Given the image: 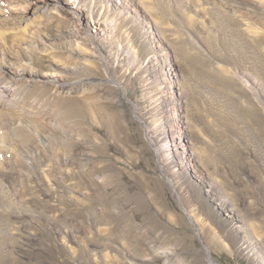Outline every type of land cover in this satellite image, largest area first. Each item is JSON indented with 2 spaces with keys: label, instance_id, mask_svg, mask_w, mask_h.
I'll use <instances>...</instances> for the list:
<instances>
[{
  "label": "rangeland",
  "instance_id": "1",
  "mask_svg": "<svg viewBox=\"0 0 264 264\" xmlns=\"http://www.w3.org/2000/svg\"><path fill=\"white\" fill-rule=\"evenodd\" d=\"M148 1L154 2H151L153 4L149 11L155 15L157 24L163 32L166 30L164 34H174L176 35L172 36L174 39L177 37L175 40L172 39L173 49L177 50L176 53L174 51L177 54L174 59L175 69L169 71V75L175 77L176 74L183 72L186 77L187 92L189 91L187 111L191 122L194 117L206 131L209 139L204 141L202 148H207L209 154L206 158H209H205L204 165L199 162L190 150L184 134L183 142L181 141V147L185 144V149L182 147L184 152L182 153L181 147L175 149L178 130L173 127L176 123L166 118L165 101L158 115L161 116V124L165 127L164 139L169 143L173 154V163L165 172L169 170L174 173L172 176L174 188L169 186L168 182L160 185L163 179L159 164L143 134L142 121L135 117L131 103V101L137 103L140 118L146 120L151 117L147 97L149 93H145L150 89L144 84V79L150 74H134V67L144 61L143 56L147 58L150 56L149 40L139 34L142 24L141 19L137 20L139 8L136 7L122 23L127 22L126 32L133 37L131 39L136 48L138 45L136 59L133 60L135 57L131 56L123 62L124 66H113L109 60L110 70H105L95 46H99L106 55L110 44L105 42L104 45L103 42L94 40L82 25L77 26L74 32V42H77L73 54L75 57L69 58V52L63 48H58L57 56L58 61L62 65L64 63L61 68L68 65L70 69L66 73L61 69L63 74H66L65 81L73 83L58 87L57 92L60 94L50 103L46 95L54 84L43 85L38 80L41 75H34L37 82L33 84H37L36 88L41 89L45 95L43 98L46 100H42L40 104L41 106L44 104L42 113L46 121L42 123L43 126H39L40 123L35 124L33 122L35 118L29 115L31 109L27 106L26 113L29 116L26 115V126L23 128L17 122H12L14 123L10 129L12 135L9 134L11 136L8 137L14 143L10 142L8 153L13 152L12 154L10 152L11 157L8 154L9 165L5 170L15 175L13 178H6V182L12 183L17 201L13 202L11 194L8 198V195L0 193V252L4 250V253L0 254V264H168L164 263V257L158 255L156 249L163 245H176L174 241L179 238L183 239L180 244L182 246L175 251L181 252L188 261L187 264H209L203 242L208 244L212 242L209 244L211 257L220 264H264V234L263 238H257L252 230L260 225L264 233V96L261 95L264 91H261L262 83L257 72H261V68L264 69V48L262 50L259 47L261 43L264 46V0H231L232 3L229 2L230 5L226 6L229 7L230 13L218 12L219 7L206 8L207 10L201 11V17L206 15L204 18L208 19L203 25L200 22L201 18L194 20L185 15L183 17L185 8L178 6L182 10L178 11L176 3L173 8L164 0ZM121 2L127 4V8L131 7L130 0ZM223 2L224 0L222 5ZM45 3L50 2L45 0L42 4ZM51 8L50 5L44 6L45 11ZM43 10L40 12L42 16L46 14ZM62 10L67 11L64 5ZM62 10L58 14L61 21L50 20L51 16L48 14L43 16L46 28L42 26L41 37L29 40L33 45L39 46L36 49L41 51L42 65L36 66V71L42 68L41 72L42 70L48 72V69H45L46 54L49 51L53 52L51 50L54 47L56 49V45L63 46L70 41L63 33L64 27L72 24L71 15ZM5 15L1 13L0 20L1 17L4 20H1L0 27L9 28V31L14 27L13 30H16L18 25ZM243 18L250 22L251 29L258 31V36H247L243 30H239L244 27L241 25ZM131 21L135 23L134 28L129 25ZM50 26L57 27L58 34L50 30ZM180 29L183 36L185 35L183 38L178 34ZM186 30L193 33V41L192 38L191 42L187 40ZM112 40L113 45L126 43L121 36L119 40L118 38ZM152 43L154 47L150 50L159 53L156 40L153 39ZM16 45L18 48L21 47L19 43ZM201 46L221 57L233 53L230 61L233 62L234 70L247 72L254 83L251 91H248L251 96L245 94L234 83V86L228 84V80L224 81L225 78L220 74L214 73L209 62L199 55L200 52L207 55ZM31 47L27 50L21 47V50L27 51L29 58L36 65L38 62L35 51ZM79 48L87 51L86 57H81ZM3 56V54L0 56V64L4 67L3 74L5 73L7 77L21 76L22 73L15 72V67H11L9 62L1 61ZM68 61L74 64H67ZM27 64L26 59L22 67H28L29 72L40 73L30 70L31 66ZM211 70L215 75H211ZM212 76H217L216 79L223 81L219 80L216 83ZM81 77L89 79L80 82ZM118 80L125 83L126 95L130 101L124 97L123 89L117 85ZM83 88L92 91L85 95ZM177 91L180 92L176 87L172 93L179 98ZM82 95L89 97L93 110L91 108L87 111L84 109L86 107L81 105ZM53 104L55 105L52 106ZM95 106L101 108L104 114L96 110L94 112ZM49 107L54 108L52 110ZM57 109L59 110L54 111ZM106 113L109 120L105 116ZM16 114L17 111L14 115ZM48 118H60L57 122L59 125L52 124ZM12 147L15 149L12 150ZM142 181L149 182L157 192L161 204L164 205L161 210L156 201H153L149 187ZM174 190L180 196L183 206L189 211L195 210L196 215H199L198 222L195 218L191 220L186 217L173 197ZM204 223H209L216 229L230 250L221 249L210 240ZM200 225L205 227L203 232ZM168 255V259L173 261V256Z\"/></svg>",
  "mask_w": 264,
  "mask_h": 264
},
{
  "label": "bare ground",
  "instance_id": "2",
  "mask_svg": "<svg viewBox=\"0 0 264 264\" xmlns=\"http://www.w3.org/2000/svg\"><path fill=\"white\" fill-rule=\"evenodd\" d=\"M43 1H45V0H0V16H1V13L4 14V15L6 14L5 16L7 17V19L9 18L13 23L18 25V28L16 30H13L14 27H12V30L10 29V31L8 30L9 28L6 29L4 27L3 28L0 27V56L2 54L4 55L1 58V61L3 63H8L9 62L11 67H15V72H19V73L21 72L22 73V75L19 74L21 76L7 77V76H5V73L3 74L2 71H3L4 67L0 64V193H3V195L4 194L8 195V198H10L12 196L11 198L14 200L13 201L14 203H15V201H17V199L15 198V196L13 194V190H12L13 185H12V183L9 182L10 184H8L6 182V178L10 179V178H13L15 175L13 176V174H11V172H8V170H5L7 168V166L9 165V160L7 159L8 158V154L10 156V152H11V154L13 152V151H9V153H8V149L10 148L9 147L10 146V142H12V140L10 141L11 138H9L12 135L11 134L12 131L10 130L12 128V125L15 122H17V124L21 125V127H23V128H24V126H26L25 124L27 123L26 122V115H27L26 107L27 106L31 109L29 115L31 117L35 118V120L33 122L35 124L40 123V125L38 124L39 126H41V125L43 126L44 125V124H42V123H44V120H45V118L43 116V113H42V106L44 104L41 106L40 102L42 100L45 101L46 99L43 98V97H45V95L43 94V91H41V89H37L36 88L37 84H33L34 82H37V81H35L36 78H34L33 76L36 75V74L37 75H41L40 79H38V80L43 85L44 84H48V83L49 84H51V83L54 84L51 88H49L50 92L46 95V96H48L47 101L50 102V103L54 102L56 100V98H57V95L60 94V93L57 92L58 87H60V86H68V85L73 83V82L68 83V82L65 81L64 77H66V74H63V71L61 69H63L65 73H66V71H69L70 69L67 67L68 65L65 66L64 68H61V66H63L64 63L62 65L58 61L57 56H59L58 48H63L67 52H69V58L73 59L75 57L73 54H74V51H75V49L77 47V42L76 43L74 42V39H75V33L74 32H75V28L77 26H79V25H82L83 28L91 34V36H92V38L94 40L101 41V42L104 43V45H105V42L108 43V45L110 44L106 55L102 53L101 48L99 46H97V45L95 46L96 52H97L98 57L100 59V63L102 64V66H103V68L105 70H110L109 60H111V62L113 63V66L114 65H122V66H124L123 62H125L126 59L131 58V56L135 57L138 54V50H137L138 45H137V48H136L135 44H133L132 39H131L133 37H131V35H129V33L126 32V24H127V22L125 24H122V23H124L126 21L128 15L131 14L132 11L136 10V7L139 8L138 9L139 13H137V20H139V19L142 20V24H141V27H140L139 34H141V36L144 39L147 38L149 40V48L150 49L152 47H154L152 42H153V39H155L156 42H157L159 53H153L152 50L149 49L148 51L150 53V56L148 58H147V56H143L144 57V61L143 62H139L134 67V70H135L134 74H137V73L138 74L144 73L145 75H146V73H147V75L150 74V76L148 78L144 79V84H145L146 88H149L150 91L152 90V92H150V91L149 92H145V93H149V95L147 97L149 99V103H148L149 105L148 106H150L149 107V114H150L151 117L146 119V120H143L142 118H140L139 114L137 113V108H138L137 107V103L133 102V101H131V103H132V106H133V109H134L135 117L142 121L143 134H144L145 139L147 140V142L150 144V146H151V148L153 150V153L156 156V160H157V162L159 164V167H160V170H161V174H162V179H163L160 185L163 186L165 184L164 182H168L170 184L169 186L174 188V185H173V183H174L173 179L174 178L172 177L174 175V173L169 171V170L167 172H165L166 169L170 168L172 163H173V161H172V155L173 154L171 153V148H169L170 147L169 143L164 139L165 127L161 124V122H162L161 116L158 115V112L163 108V105H164L165 101H167V104L165 105L166 118H169L174 123H176V124L173 125V127L176 129V131L178 130V132H177L178 136H176V142L174 144L175 149H180L181 141L183 142L182 138H184V136H186L187 137V144L189 145L190 150L194 154V157L197 158V160L199 162L201 161L203 163V165H204L205 164L204 160H205L206 156L209 153H207L208 151H206L207 148H202V146H203L204 141L205 140L208 141L209 138L207 137V134H206V131L204 130V127L202 129V127H201V125H200L198 120L196 121L194 119V117H192V122L190 120V114L187 111V108H188L187 105L189 104V102H188L189 100H188L187 94H188L189 91L187 92V88H188L187 87V80H186V77H185L184 73L181 72L180 74H176L175 77H170V75H169V71H172V70L175 69V60L174 59H175V56H177V54H175L177 50L173 49V40L172 39H174V37L176 35L175 36H174V34L165 35L164 32L166 30H164V32H163V30L159 27V25L157 24L155 15H153V13L151 14L150 11H149L150 6L154 2L153 1H151L153 3H151L150 1L147 2V0H130V2H131L130 6L131 7L127 8V4H124L123 2H121V0H49L50 3L42 4ZM164 1L168 2L170 6L172 5L173 8H174V3L177 4V7L181 6L182 8H185V13L184 14L182 13L183 17L185 15V16H187V18H194V20H199V18H201L200 22L203 25V24H205V22L208 19L206 20V18H204V16H206V15L201 17V11L202 10H207V9H210L211 7H219L220 10L218 12L225 13V11H226L227 13H230L229 7H226V6L230 5L229 2L232 3L233 0L232 1L231 0H224V2H223L224 5H222V0H180V1H177V0H164ZM155 3H157V2H155ZM168 3H166V4H168ZM255 4H256V2H255ZM49 5L52 6V8L49 9V10L46 9V11H45L44 6L48 7ZM63 5H64V8L67 11L62 10ZM172 7L170 8V10L172 9ZM177 9H178V11H182L181 8L179 9V7ZM42 10H43V13H46V14L50 15L51 19L50 18H48V19L53 20V21H56V20L57 21H61V20L58 19V14L61 13V10L66 12L67 14H70L71 15V19H72V22H71L72 24L68 25V26L66 25V27H64L65 30H64V33H63V34H65V36L67 38H70V41H68L66 45L64 43L63 46H61V45L57 46L55 43H53L54 45H56V49L54 47L53 50H51L53 52L49 51L50 53L48 52V54H46L47 67L45 69H48V72H43V70L41 72L42 68L41 69L38 68L39 71L35 70V68H37L36 66H41L42 65V64H40V60L42 58L40 56L41 55L40 54L41 51L39 52L36 49V47H39V46H35V45H33V43L29 42V40H31L30 38H33V37H38L39 38V37H41V34H42L41 28L45 27V25H46L44 23V20H42L44 18L43 16H45L46 14L42 16V14L40 13ZM168 10H169V8H168ZM165 11H166V9H165ZM223 13H222V15H223ZM175 14H176V12H175ZM160 16H161V14H160ZM178 17H181V16L178 15ZM240 17H238V19H240ZM2 19H3V17H1V20ZM1 20H0V22H1ZM46 20H47V16H46ZM46 20H45V22H46ZM178 21H179V19H178ZM242 21H243V23H241V25L243 24L244 27H242V29H239V30H243L244 35H247V36L252 35L251 37H254V35L258 36V34H257L258 31L256 32L255 30L251 29L250 22H248V20L245 21V19L243 18ZM179 23L177 25H179ZM7 24H8V22H7ZM236 24H237V22H236ZM238 24H240V21H239ZM129 25H130L131 28L135 27V23L132 22V21L129 23ZM171 25H174V24H171ZM191 25H192V23H191ZM210 25H211V23H210ZM226 25H230V24H226ZM192 27H194V26H192ZM48 28L49 27H47V29ZM173 28L177 29L178 27H173ZM208 28H210V27H208ZM181 29L179 30L178 34L180 35V37L183 38V37H185V35L183 36V31ZM184 29H186V28H184ZM43 30L45 31V29H43ZM50 30H52L53 32L57 33V27H55V26H52V27L50 26ZM186 31H187L186 32L187 40L191 42V38H192V41H193V36H194V35L192 36L193 33H191L188 30H186ZM238 32H240V31H238ZM60 35H62V34H60ZM120 36H121V39L124 42H126V43H124L123 45H120V43H118L117 45L111 44V43H113V40H112L113 38H118V40H119ZM172 36H174V37L172 38ZM238 36H240V35H238ZM244 37H246V36H244ZM244 40L246 42L245 38H244ZM17 41H18L19 45L22 48H24L25 50H27L28 48H30L32 46L31 48L34 49L35 56H36V61L38 62L36 65H34V63L32 62V59L29 58V55H28L27 51L25 52L24 50H21V47L20 48L17 47V45H16V44H18V43H16ZM210 41H211V39H210ZM247 41H249V40H247ZM179 42H181V40ZM194 42L192 43V46H193ZM195 43H197V42H195ZM259 43H261V42H259ZM121 44H122V42H121ZM52 45H51V47H52ZM74 45H75V47H73ZM196 45H199V44H196ZM250 45H252V44H250ZM243 46H244V44H243ZM189 47H190V45H189ZM259 47H261L262 50H263V48H264L263 43H261L259 45ZM43 48H45V47H43ZM196 48H198V46ZM201 49H202L203 52H206L207 55H205V54H203L201 52H200L199 55L209 62V64L212 66V67L211 66L210 67H211V69L213 70L214 73L220 74L223 78H225L224 81L228 80V84L231 83V85H233V83H234V85L238 86L240 88V90L244 91L245 94H247L248 96H251L249 94L250 92H248V91H251L252 85H254V83L252 82L251 77L249 78L250 75L247 74V72H245V73L243 72L242 73L241 71L234 70V68L232 66L233 62L231 63L232 60L230 61V59L233 57V55H232L233 53L232 54L230 53L226 57H221L217 53L213 54L212 52H209V51L205 50L204 47H202V46H201ZM211 49H212V47H211ZM174 51H175V53H174ZM253 51H254V49H253ZM79 52H80L81 57H86V54H88L87 51L85 49H82V48H79ZM65 57H66V55H65ZM26 59H27V62H28L27 66H31V67L33 66L32 68L30 67V70H33V71H36V72H40V73L29 72V70H28L29 68L28 67L27 68L26 67H22V66H24L22 64H24V61ZM135 59H136V57L133 58V60H135ZM177 59H178V57H177ZM84 63H85V61H84ZM67 64L73 65L74 63L72 61H68ZM244 64H246V62ZM81 65L83 66V64H81ZM263 66H264V64H263ZM261 67L262 66H260V68ZM260 68H258V69H260ZM182 70H184V69H182ZM212 70L210 72L211 75L213 74ZM241 70H243V69H241ZM260 71L261 72L257 71L258 75H259L258 79L262 83V86H260L261 91H264V69L261 68ZM126 72H127V70H126ZM123 74H125V73L123 72ZM213 75H215V74H213ZM204 76L207 77V75H204ZM212 77L215 79L216 83H218L217 81H219V80L221 81L222 80V79H219V78L216 79L217 76L216 77L212 76ZM87 79H89V78H87ZM87 79H86V77H81L80 78V82L87 81ZM59 81H61V82H59ZM118 81L119 82H116V83H117L118 86H120L123 89L124 97L127 98L130 101L131 99H129L128 96L126 95L125 83H123L120 80H118ZM254 81H255V78H254ZM257 84H258V82H257ZM188 85H189V82H188ZM220 85H222V84H220ZM176 87L180 90V92L177 91L178 95H179V98H177L178 96L176 94L174 95L172 93L173 89L176 88ZM83 91H84L83 93L85 94L88 91H92V89H88L87 88V90H86V89L83 88ZM85 95H87V94H85ZM85 95H82L83 100H80L81 101V105L86 107V108H84L85 110L90 111L91 108H92L91 107L92 104L89 103L90 102L89 101V97H87ZM261 95L264 96V94H261ZM252 96L255 99V95L253 94ZM62 98H63V96H62ZM183 98H184V100H183ZM63 101H64V99H63ZM80 101H79V103H80ZM59 103L61 105L60 101H59ZM54 105L55 104H53L52 106H54ZM47 106H49V105H47ZM185 107H186V109H185ZM53 108H52V110H53ZM59 108H61V107H59ZM55 109H56V107H55ZM14 110H15V112L17 111L16 115H14V113H15ZM58 110L59 109L54 110V111H58ZM92 110H93V108H92ZM95 110L98 113L104 114L103 111L101 110V108H98V107L96 108V106H95L94 112H95ZM218 111H220V110H218ZM58 114H60V113H58ZM91 114H93V113H91ZM29 115H27V116H29ZM105 116H107L106 117L107 120L110 119V118L108 119V114L107 113L105 114ZM53 117H55V116H53ZM27 119H29V117ZM59 119L48 118V121H50L52 124L59 125L57 123ZM12 122H14V123L12 124ZM210 122H211V124H213L212 120H210ZM240 122H242V121H240ZM29 124H30V120H29ZM55 125H54V127H55ZM21 127H20V130H21ZM17 128L19 129V127H17ZM26 128H28V127H26ZM245 128H246V126H245ZM40 129H41V127H40ZM69 129H70V127H69ZM235 131H236V129H235ZM9 134H11V135L9 136ZM183 134H184V136H183ZM249 134H250V132H249ZM13 141H15V140H13ZM12 143H14V142H12ZM14 147H12V150H13ZM182 147H184V149H185V144H183ZM184 149L182 148V153L184 152ZM232 150H233V148H232ZM15 152H17V151L15 150ZM15 154H17V153H15ZM17 157H19V156H17ZM13 158L14 157H12V159ZM207 158H209V157H207ZM78 175H79V173H78ZM15 179H16V177H15ZM135 179H137V178H135ZM140 180H142V179H140ZM18 181H19V179H18ZM82 181H83V179H82ZM142 182L147 184V186L150 189L149 192H150V194L153 197V201H156V203L160 206V210H161V207H163L164 205L161 204L162 202H161L160 198L158 197L157 192L153 189L152 186H150L149 182H146V181H142ZM139 183H141V182H139ZM13 184H15V183L13 182ZM83 184L85 185V183H83ZM140 186H142V185H140ZM10 194H11V196L9 197ZM173 197L177 201L178 205L183 209V212L186 215V217L190 218L191 220H192V218H195V221L198 222L197 216H199V215H196L195 210L189 211L183 206L182 200H181L180 196L178 195V193L175 190H174ZM2 198H4V197H2ZM12 199H11V201H12ZM8 201H10V200H8ZM16 207H18V206H16ZM22 207H23V205H22ZM164 210H165V207H164ZM166 212H168V211H166ZM204 225L207 227L208 233L210 235V240H212L221 249H225V250L229 249L230 250L229 245H227V243L224 242V240L222 239V236L216 231V229L214 227H212L209 223H206V224L204 223ZM250 225H252V224L250 223ZM2 227H3V225H2ZM204 228L205 227L203 225L202 226L200 225V229H201L202 232H203ZM257 228H260V229H257ZM252 230H253V233L256 234L257 238H263V234L264 233H263L262 227L260 225L257 226L254 229L252 228ZM255 230H257L256 233L254 232ZM259 230H261V232ZM3 241H4V239H3ZM174 242H175L174 244H176V245H163L162 247L156 249L157 250L156 251L157 254L162 256V257H164V263H168L169 264V262H170V264H187L188 261L181 254V252L175 251V250H177V248L182 246L180 244L183 242V239L179 238V239L175 240ZM211 243H209V244L211 245ZM209 244H208V242L207 243L203 242V247L206 250V254H207V262L209 264H220L214 258L211 257V254H210V251H211L210 247L211 246H209ZM212 251H213V249H212ZM253 251H254V248L252 249V252ZM1 253L3 254L4 250H3V252H0V254ZM168 254H171L173 256V258H174L173 261H170V259H168V256H169Z\"/></svg>",
  "mask_w": 264,
  "mask_h": 264
}]
</instances>
